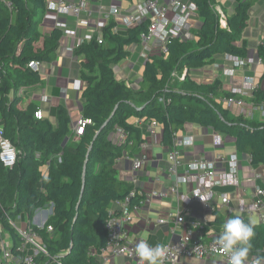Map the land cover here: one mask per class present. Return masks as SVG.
I'll list each match as a JSON object with an SVG mask.
<instances>
[{"label": "trees", "instance_id": "trees-1", "mask_svg": "<svg viewBox=\"0 0 264 264\" xmlns=\"http://www.w3.org/2000/svg\"><path fill=\"white\" fill-rule=\"evenodd\" d=\"M47 1L7 0L11 7L0 2V130L18 151L13 167L0 161V243L9 235L17 252L22 240L10 221L23 214L31 221L38 210L54 204L45 228L34 227L47 254L35 256L33 264H94L91 251L107 245L113 205L134 190L119 178L117 163L140 156L148 143L144 127L153 122L161 127L165 146L172 147L175 136L194 124L234 139L236 150L251 158L253 168L264 167V121L237 114L225 104L235 99L257 109L264 106V40L257 48L263 73L249 97L225 90L220 79L203 83L191 76L194 70L213 65L217 55L248 58L247 44L237 43L255 0H240L226 19L227 28L214 0H194L201 28L192 39L172 37L167 53L149 55L139 89L118 81L114 66L130 57L129 47L142 43L150 21L116 33L117 22L110 19L102 43L95 35L76 49L85 60L82 118L92 122L77 141L67 108L56 110L57 125H53L45 117L36 118L37 104H24L27 93L43 84L40 72L29 64L54 62L64 36L60 28L48 34L41 31ZM122 1L133 7L138 0ZM142 200L137 196L131 204L140 206ZM49 226L52 234L47 232ZM210 228L222 231L243 258L264 260V224L229 221L226 214L215 211L206 234Z\"/></svg>", "mask_w": 264, "mask_h": 264}, {"label": "built area", "instance_id": "built-area-1", "mask_svg": "<svg viewBox=\"0 0 264 264\" xmlns=\"http://www.w3.org/2000/svg\"><path fill=\"white\" fill-rule=\"evenodd\" d=\"M113 1L100 0L103 17L95 21L90 18H82V12L86 9L87 0H48L46 5L48 12L65 16L72 15L77 19L79 28L92 29V31L87 32L82 37V35L79 36L78 28L72 29L67 23L62 22L57 24L56 27L62 29L65 36H72L77 39L76 49L85 42H91L95 35H97L99 43H102V31L110 19H114L117 22V26L114 29L116 33L122 27L125 29L132 28L149 19L150 26L148 31L141 35V45L145 48L146 53H150L155 47L158 48L157 44H155L158 41L163 54L167 53V45L174 33L175 35H180L184 26L193 18L198 9L194 0L186 3L181 0H139L133 6L132 11L125 13L126 11L114 4ZM0 2L6 3L7 0H0ZM6 4L11 7L10 3ZM170 10L175 12L173 17L169 16ZM216 12L221 17L222 26L227 28L225 15L219 10H216ZM169 26L171 27L170 29L168 28ZM228 59L234 63L235 67L245 64V60L239 58L228 56ZM42 65L43 63L39 61H32L29 67L34 71L40 72ZM235 67L228 69V74L233 75ZM81 85L82 82H79L78 89H80ZM242 87L253 92L259 87V84H256L255 78L246 77ZM234 92L242 93L243 91L235 90ZM227 103L229 106H244V101L235 99H229ZM35 116L39 120L44 118L41 110ZM91 124V120L81 118L74 128L75 137L79 138L82 136L86 126ZM137 125L141 126L143 122L138 121ZM159 127L157 122L148 125V135H156ZM120 132L123 138L124 131L120 130ZM224 139L222 135L216 134L214 136L215 145L217 147L224 146ZM193 144L194 139L192 137L180 138L178 134L173 140L168 161L170 165L169 175L174 180L170 191L177 202V211L170 213L167 218L158 220L160 225L169 224L171 220H174L176 226L181 228V232L178 234L181 237L180 240H172V237L177 234V231L172 229L168 244L163 248L152 250L153 262L146 258L145 242L142 238H133L127 229L134 220L133 210L139 208V206L133 207L131 204V200L139 196L137 190L134 189L128 197L117 202L119 210L112 209L110 211L106 226L108 242L101 251H91V256L96 259L94 264H110L119 257H125L133 261V264H180L186 259L202 262L213 258H220L224 264H264V260L252 257L249 263L245 261V258L239 254L237 247L231 245L222 231L213 228L216 230L212 236H208L205 230L208 222H188L187 215L191 213L190 205L194 202L201 203L203 210L206 212L219 211L227 216L234 213L235 210L232 207L230 195L218 192L217 189L227 187L240 189L243 186L241 177L242 161L238 152L229 155L217 153L214 161H209L206 158H197L186 162L182 148ZM147 146V143L144 144L143 150H146ZM17 157L18 151L16 147L3 136L2 130H0L1 163L7 168L13 167L17 162ZM146 163V155L134 157L133 170H141ZM248 163L250 165L249 172H253L254 175L250 181L253 184L254 192L250 205H246L245 199L238 201L239 212L248 211L251 215L256 214L259 219L257 225H260L264 224V188L261 186V183H264V173L260 174L253 168L250 157ZM218 165L223 168L218 169ZM137 181V178L133 179L134 184ZM152 195L165 196V194L155 192ZM216 198H218V201L215 200ZM47 208L48 210H39L40 212L31 221L27 219V222L23 225L19 224L23 220L22 216L10 221L11 226L19 234L22 243L18 247V251L14 252L10 236L6 235L0 243V264H33L35 256L40 253L47 254V247L42 241V236L34 230V227L45 228L49 218L52 216L50 214H53L51 210H53L54 204H50ZM47 232L52 234L54 232L53 227L49 226Z\"/></svg>", "mask_w": 264, "mask_h": 264}, {"label": "crops", "instance_id": "crops-1", "mask_svg": "<svg viewBox=\"0 0 264 264\" xmlns=\"http://www.w3.org/2000/svg\"><path fill=\"white\" fill-rule=\"evenodd\" d=\"M182 2H189L190 0H181ZM215 9L221 11L226 19L234 14L237 4L240 0H214ZM139 2V0L137 1ZM114 4H117L122 10L132 11L133 7L126 1L114 0ZM168 4V3H165ZM250 19L248 25L242 35L241 40L237 43L239 46L246 43L248 46L249 54L245 59V64L240 67H235L234 63L228 59L227 55H217L215 57V63L205 68L194 70L192 72V79L197 82L211 83L216 79H220L223 82L224 89L230 92L235 90H242V93H238L243 97H249L252 92L246 88H243L244 80L246 77L255 78L256 84H259V79L263 73V65L258 58L257 48L264 40V0H255L253 8L249 12ZM175 12L170 10L169 16L173 17ZM103 17V11H101L100 0H87L86 9L82 12V18H90L92 20H99ZM67 23L72 29H79V36L82 37L92 29L86 27L79 28L77 19L70 15H59L54 12H47L43 18L41 31L44 34L51 33L57 28L58 23ZM202 26V20L197 14L184 26L180 35L173 37H180L182 40L194 38L195 32ZM127 29L121 28L120 32L123 33ZM80 38V37H79ZM77 39L72 36H63L60 48L57 51V56L52 63H43L40 74L42 75L43 84L31 89L26 96L25 105L29 103H35L38 105L39 110L44 114V117L49 119L53 125H57L56 110L63 106L67 108L72 118V132L82 118V110L84 104V98L82 96L85 83L81 79L82 66L84 63V57L76 54ZM150 53L145 52V48L139 44L128 48L130 51V57L114 66V72L116 79L125 83L128 87L139 89V83L142 78L144 66H142V60L148 58L149 55L162 54L160 51V44H157ZM116 66H120L121 70L117 71ZM235 67L233 75L228 74L227 70ZM124 71L127 75V80H120L118 72L122 76ZM79 82H82L80 89H78ZM45 98V100H44ZM244 101V100H239ZM226 106L233 112L244 114L247 111L246 105L252 106L244 101V106L232 105L229 106L227 101ZM259 109L253 108V111ZM246 116V115H245ZM1 119V115H0ZM138 123V120L134 121ZM145 137L148 139V146L146 150H142L140 156H147V163L139 170H133V158L124 157L117 163V169L119 178L129 185L133 186L137 190L138 195L143 198L141 205L138 209L133 210L134 220L133 223L127 228L130 234L135 235L136 239L142 238L145 242L144 250L146 252V258L153 262L152 250L156 248H163L168 244L171 238V230L175 229L177 234L172 237V240H180L178 235L181 232V228L176 226L174 220H171L169 224H158L159 219L167 218L170 213L177 211V202L174 195L170 191L173 179L169 175V161L168 155L171 151V147L162 144L161 127L158 128L157 134L150 136L147 133V127L145 126ZM218 134L211 128H203L198 125L188 124L185 129L178 133L180 138L192 137L194 144L192 146H185L182 148L183 157L186 162L197 158H206L209 161H214L217 153H225L226 155L234 154L238 152L236 150L234 139L223 136L225 139V145L217 147L214 143V136ZM114 139L118 140L115 136ZM78 138L75 137V141ZM241 177L243 180V186L240 189L235 187H227L217 189L218 192L228 193L232 200V207L234 201L237 202L247 197L251 199L254 188L250 182L253 179V172H249L248 157L246 161L245 155L241 157ZM218 169H222L220 165ZM255 169V168H254ZM45 172V171H44ZM137 178V183H133V179ZM153 192L162 193L165 196H153ZM243 192V195H240ZM237 194V198L233 196ZM239 204V202H238ZM114 210H119L118 204L113 205ZM194 212L191 211V216ZM229 216V215H228ZM195 219L200 221L211 222L213 215L210 216L203 210L202 206L197 204L195 207ZM229 219V217H228ZM242 222L244 218L242 217ZM236 221V220H231ZM216 229H209V236H212ZM251 257L245 258V261L250 262ZM110 264H133L125 257H119L114 259ZM180 264H224L220 258L207 259L204 261L189 260L186 259Z\"/></svg>", "mask_w": 264, "mask_h": 264}, {"label": "rangeland", "instance_id": "rangeland-1", "mask_svg": "<svg viewBox=\"0 0 264 264\" xmlns=\"http://www.w3.org/2000/svg\"><path fill=\"white\" fill-rule=\"evenodd\" d=\"M122 28H124V27H122ZM168 28L170 29L171 27L169 26ZM158 43H159V42L157 41L155 44H158ZM142 46H143V45H142ZM159 50L161 51V47H160ZM147 60H148V58H145V59L142 60V63H141L142 66L145 65V63H146ZM115 69H116L117 71H119V70H121V67H120V66H119V67L116 66ZM119 72H120V71H119ZM119 72H118V77H119V79H120V80H124V79L127 80V75H126V73H125L124 71H121V72H122V76H120ZM246 108H247V111H246L245 115H246L247 117H250V118L257 117V118L260 119L261 121H264V107H262L261 109H259L257 112H256V111H253V108H255V107H253V106L246 105ZM239 156L242 157L241 154H239ZM245 157H246V161H247V157H248V159H249V156L246 155ZM47 169H48L47 166H44V167H43V170H44L45 172L47 171ZM255 170H257V172L260 173V174L264 173V167H259V168H256ZM181 189H182V187H181ZM240 195H243V192H240ZM233 198L236 199V198H237V194L234 195ZM215 200L218 201V198H216ZM215 200H214V201H215ZM245 202H246V205H250V204H251V199L247 197V198L245 199ZM197 204H199V205L202 206V204L199 203V202H194L193 204L190 205V209H191L194 213H193L191 216H188V222H192V221H200V220H198V219H195V207H196ZM202 208H203V207H202ZM233 208H234L235 212L232 213V214H230V215L228 216V217H229V221H231V220H239V221H242L241 217H243V218H244L243 223H249V224H252V225H257V224L259 223V219H258V216H257L256 214L251 215L248 211H244L243 213H240V212H239V205H238L237 200L234 201V206H233ZM42 210H48V208H45V209H42ZM40 211H41V210H40ZM40 211L38 210V211L36 212L35 216H36L37 213H39ZM206 213H208L210 216L213 215V212H212V211H207ZM51 215H52V214H50V216H51ZM35 216H34V217H35ZM22 219H23V220H21L20 223H19L20 225H23L24 223H26L28 218H27V216H26L25 214H23V215H22ZM200 222H203V220L200 221ZM132 237L134 238L135 235H132ZM8 238H9V236H8ZM128 260H129V259H128ZM129 261H131V260H129ZM131 262H133V261H131Z\"/></svg>", "mask_w": 264, "mask_h": 264}, {"label": "water", "instance_id": "water-1", "mask_svg": "<svg viewBox=\"0 0 264 264\" xmlns=\"http://www.w3.org/2000/svg\"><path fill=\"white\" fill-rule=\"evenodd\" d=\"M53 212V210H51V213Z\"/></svg>", "mask_w": 264, "mask_h": 264}]
</instances>
